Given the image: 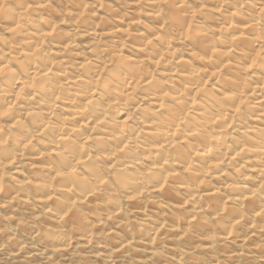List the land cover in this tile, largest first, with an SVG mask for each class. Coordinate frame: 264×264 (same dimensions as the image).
I'll use <instances>...</instances> for the list:
<instances>
[{
  "label": "clouds",
  "instance_id": "obj_1",
  "mask_svg": "<svg viewBox=\"0 0 264 264\" xmlns=\"http://www.w3.org/2000/svg\"><path fill=\"white\" fill-rule=\"evenodd\" d=\"M0 264H264V0H0Z\"/></svg>",
  "mask_w": 264,
  "mask_h": 264
}]
</instances>
